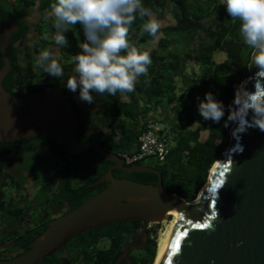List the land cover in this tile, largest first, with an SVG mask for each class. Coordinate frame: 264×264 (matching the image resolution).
<instances>
[{"label":"trees","instance_id":"obj_1","mask_svg":"<svg viewBox=\"0 0 264 264\" xmlns=\"http://www.w3.org/2000/svg\"><path fill=\"white\" fill-rule=\"evenodd\" d=\"M54 2L0 0V18L11 16L20 26L18 35L9 46L11 70L3 81L5 89L15 95H24L47 86H59L67 93L75 112L81 118L77 136L79 143L97 142L117 154H135L139 150L138 139L148 123L169 124V132L166 128L164 132L173 146L159 167L165 193L176 194L186 201L196 200L207 183L211 168L223 157L229 145L230 129L234 123L230 122L228 127H224V120L234 107L237 85L248 77V65L254 50L242 41L238 31L239 22L228 16L219 0H143V5L151 9L159 24L168 13L172 14L175 24H160L157 36L152 38L146 33L141 34L145 21L137 17L129 27L128 40L131 46L141 51H150L152 64L148 73L138 78L132 93L124 96L117 94V97L93 94L97 103L96 110L84 118L75 99L78 94L64 86V81L74 74L72 57L80 51L83 42L79 25L69 26L65 34L68 44L60 46L67 59L62 64L64 76L60 80L48 76L36 65L39 50H50V39H36L33 47H27L23 57L12 49L11 44L29 32L26 22L28 10L39 8L49 14L50 5ZM36 30L43 35L55 31L52 22L48 24L45 19L37 23ZM195 40H198L197 44H194ZM217 52L226 54L224 62L218 63L215 60ZM24 57L27 59L24 60ZM2 65L0 52V68ZM181 87L183 94L179 96ZM209 91L225 106V116L220 123L206 121L198 112L199 100ZM160 110L165 112V116L154 118L152 115ZM169 113L174 118L169 120ZM193 123L198 124L195 129L190 128ZM203 131L208 132L205 141L201 140ZM41 138L46 139L52 152L61 159V197L70 210L106 186L102 184L86 189L84 184L99 178L112 162L103 159L92 149L71 155L62 150L51 137ZM18 141L0 143V180L7 165V156L2 149L14 152L18 149ZM115 174L121 176L122 171L115 170ZM76 178L82 180L83 184L73 186ZM137 180L148 183L156 181V177L141 173ZM4 198L5 192L0 188V203L5 202ZM142 228L141 222H117L81 233L69 243L77 244L76 252L89 257V261H86L89 264H116L124 246L129 243V235ZM38 232L31 233L20 245L28 249ZM147 233L148 240L144 246L130 250L134 264H154L158 248L155 237L157 229L147 228ZM102 238L110 240L108 248L97 247ZM59 252L39 264H67Z\"/></svg>","mask_w":264,"mask_h":264},{"label":"water","instance_id":"obj_2","mask_svg":"<svg viewBox=\"0 0 264 264\" xmlns=\"http://www.w3.org/2000/svg\"><path fill=\"white\" fill-rule=\"evenodd\" d=\"M19 30L13 17L0 18L3 61L0 68V143L48 136L71 155L92 149L115 164L86 185V188H94L107 184L104 189L51 220L27 251L0 260V264H39L81 233L117 222L139 220L144 225L143 241L141 244L128 243L116 261L119 264L127 258L130 249L144 246L148 239V223L166 220L172 204L179 205L181 218L176 220L158 264H264V131L251 125V112L247 117L250 126L245 131H236V123L231 128V147L211 168L208 182L201 189V200L190 204L193 200L165 193L160 170L125 166L123 158L97 142L79 143L80 119L67 93L59 86H47L24 95H15L5 89L3 81L11 70L10 41ZM256 58H264V52H252L248 77L242 82L249 91H254L256 86L264 87V66L257 64ZM113 168L154 173L158 175V182L151 185L118 179L113 175Z\"/></svg>","mask_w":264,"mask_h":264},{"label":"clouds","instance_id":"obj_3","mask_svg":"<svg viewBox=\"0 0 264 264\" xmlns=\"http://www.w3.org/2000/svg\"><path fill=\"white\" fill-rule=\"evenodd\" d=\"M219 3L229 17L239 22L244 44L257 53L264 52V0ZM137 17L145 21L141 34L155 38L160 24L143 0H55L50 5L49 18L57 45L68 44L65 34L70 25H79L82 30L80 51L72 57L74 74L64 81L67 90L78 94L79 100L91 104L93 94L117 97L132 93L138 78L148 73L152 64L150 51H141L128 40L129 27ZM255 62L264 66V58H256ZM36 65L50 77L60 80L64 76L62 65L49 49L39 53ZM233 103L224 127L232 122L237 124L236 131H245L250 126L247 117L251 112V125L264 131V87L249 91L243 84L237 85ZM197 109L206 121L220 123L225 116L223 102L211 91L199 100Z\"/></svg>","mask_w":264,"mask_h":264},{"label":"flooded vegetation","instance_id":"obj_4","mask_svg":"<svg viewBox=\"0 0 264 264\" xmlns=\"http://www.w3.org/2000/svg\"><path fill=\"white\" fill-rule=\"evenodd\" d=\"M18 33H19V31L16 34H14L12 39L16 35H18ZM26 35L23 38L16 39L11 44L12 49H15L17 55H20L21 57L24 56L23 49H25V46L23 48V43H24V39L26 38ZM12 39H11V41H12ZM26 59L27 58L24 57V60H26ZM44 137H46V136H44ZM18 142H19L18 149L14 152L10 153V152H8V149H6V148L2 149V150H4L5 156H7V158H9V159H7V165L4 167L2 178L0 180V188L5 192V198H4L5 202L0 203V260H7V259L14 258V257L24 253L25 251H27L31 246L28 249H24L22 247V245H20V243L23 241V239L27 238L31 233L39 231L33 240V242H34L35 239L41 233H43L45 231V229L48 226V223L51 220L56 219V218L62 216L63 214H65L66 212L70 211L68 204L61 197V192H62L61 188H62V181L63 180H62V176H61L62 174H61L60 169H61L62 162H61V159L52 152V150L50 149L46 139H42V138L40 139V136H39V137L30 138L27 140H20ZM26 145L33 146L35 153H38L39 155L50 156L56 161L53 165H49V167H47L45 169L46 172H50V173H49V176L47 177L46 182L44 183V186L42 187L41 194L37 195L38 197L32 198V201H30V203H28V204L23 203L29 197L28 189L25 188L27 191L24 190L26 192L22 195V197L20 196L21 200H19V201H17V199H19V197H18L19 193L17 191L14 192V194H11V193L7 194V192H6L7 188L10 185L14 184L13 180L10 182V178L12 176H14L15 173H18L19 171H21V169H22L21 165H12V163L14 161L13 158L17 154H19L21 151H23V149ZM115 154H117V153H115ZM118 155L121 158H123L120 153ZM13 164H15V163H13ZM114 164L115 163L112 162L109 169L112 166H114ZM124 165L125 166H132V165L148 166V167H152V168L160 170V168H159L160 166L152 165L150 163L147 164L143 161H139V162H136L133 164H127L125 162ZM56 168L58 169V173L56 172L57 170L53 171V169H56ZM115 170L122 171V175L117 176L115 174ZM59 171H60V173H59ZM112 172H113V175L118 179H129V180H132L135 182L144 183V184H151V185H156L158 182V175H156L154 173H148V174H152V176L156 177V181L145 183V182L137 180L138 175L141 173L143 174V172H129V171H125L123 169H117V168H113ZM118 173H119V175L121 174L120 172H118ZM58 175H60L59 178H57ZM4 184H6V185L4 186ZM81 184H83V182L79 178H76L73 181V186L78 187ZM87 184H89V183H87ZM87 184H84L85 188H86ZM105 185L107 186V184H105ZM43 192H45L44 193L45 195L43 194ZM41 195H44V197H45V198H43V201H42ZM48 196H50L51 198L48 199ZM16 203H19V206H16ZM44 203L45 204L47 203L49 208L47 210H45L43 212V214H41V216L33 217L36 209L38 207H40L41 205H43ZM134 221L141 222L139 220H134ZM134 221H131V222H134ZM32 224H34L33 227L31 226ZM21 227H23L26 230L23 234L18 233V230ZM143 227H144V225H143ZM150 227H151L150 223H148L147 228H150ZM142 230H143V228L140 229L139 231H136V232L132 233L131 235H129L130 236L129 243H134V241H136L137 235H139L141 238V241H143ZM5 239L7 240V242L4 241ZM102 240H104L107 243H110V240L107 238H102L100 241H102ZM100 241L97 244L98 248H108L109 247V246H107V247L100 246ZM69 242L59 250L60 251L59 256L63 259V261L67 262V264H89L88 262H86V261H89V257L86 258L83 254L76 252L75 248H78L77 244L74 246L73 243H69ZM32 243H31V245H32ZM125 246L122 250V253L125 249ZM122 253H121V255H122ZM130 259L131 258H130V251H129L127 258L125 260L120 261L119 264H134V262L133 263L129 262Z\"/></svg>","mask_w":264,"mask_h":264},{"label":"rangeland","instance_id":"obj_5","mask_svg":"<svg viewBox=\"0 0 264 264\" xmlns=\"http://www.w3.org/2000/svg\"><path fill=\"white\" fill-rule=\"evenodd\" d=\"M45 19L46 22L48 24H50V22H52V20L49 18V14L40 10L39 8H30L28 10V15L26 17V22L29 26V32L26 35V38L24 39V43H23V48L25 46V49H23L24 52H26L27 47H33L35 44V40L39 39H50L51 43L49 44L50 46V50L53 53V56L58 60V62L62 65L67 59L65 58V56L63 55V53L61 52V48L59 45H57L53 39L54 35H55V31H52V33H48L47 35H43L40 32H38L36 30V25L37 23H41V20ZM160 24L163 26H167V25H174L175 21L172 18V14L168 13L166 14V16L160 20ZM160 38V37H159ZM158 41V40H157ZM198 40L194 41V44H197ZM44 50V49H40L37 56L39 55V53ZM215 60L218 63L224 62L227 58L226 54L224 52H217L214 55ZM179 83L181 84L180 80ZM181 94H183L182 91V87L180 88V91L178 93L179 96H181ZM76 101L78 102L79 108L82 112V114H84V118L89 114L93 113L96 110V101L93 100V102L91 104L83 102L81 100H79L78 95L75 96ZM165 113V112H164ZM163 113V110H160L159 113L157 114H153L152 116L156 119H160L163 118V116H165V114ZM169 120L174 118V115L169 113ZM235 124V123H234ZM234 124L232 125V127L234 126ZM166 128V131L169 132V124H163ZM197 123H193L190 125V128L195 129L197 127ZM231 127V128H232ZM231 130V129H230ZM208 138V132L203 131L201 133V140L205 141ZM231 136H230V140H229V145L227 146L226 149H228L229 147H231ZM171 145L173 146V143L170 142ZM33 145V144H32ZM225 149V151H226ZM34 147L33 146H29L26 145L23 149V151H21L19 154H17L16 156H14L13 158V164L12 165H21L22 169L21 171H19L18 173H15L14 176H12L10 178V182L13 180L14 184L10 185L6 192L14 194V192H18V197L19 199H17V201L21 200L20 196L22 197V195L27 191L26 189H28V194L29 197L27 200H25V202L23 203H30V201H32V198L38 197L37 195L41 194V190L42 187L44 186V183L47 180V177L49 176L50 172H46L45 169L47 167H49V165H53L56 161L50 157V156H44V155H39L38 153L34 152ZM224 151V152H225ZM49 155V154H48ZM42 157V158H41ZM9 159V158H7ZM143 162L147 163V164H152V165H158V166H162L163 163L158 162L155 158L149 157L143 160ZM57 170V171H56ZM53 171H56L58 173V169H53ZM29 172V173H28ZM60 173V171H59ZM210 175V172H209ZM60 175L57 176V178H59ZM209 178V176H208ZM208 182V180H207ZM26 188V189H25ZM26 190V191H24ZM45 192H43L44 194ZM45 195V194H44ZM44 195H41L42 197V201ZM51 197L48 196V199H50ZM16 206H19V203H16ZM48 204L44 203L43 205H41L40 207H38L35 211V214L33 217H39L41 216V214H43V212L45 210H47ZM173 219V217H168L166 220L162 221L161 223H150V228H156L157 229V233L155 235V237L157 238V243L159 246V241L160 238L162 237L163 233L167 230L168 226L170 225V221ZM32 227L34 226V224L31 225ZM26 230L21 227L18 230L19 234H23ZM5 242H7V240H4ZM141 241V238L139 235L136 236V241H134L135 243H139ZM110 243L105 242L104 240L100 241V246H104L107 247L109 246ZM75 246V243H74ZM72 247V246H71ZM76 249V248H75ZM138 251L135 253V255H137ZM157 253H158V248H157ZM157 257V255H156ZM156 261V258H155ZM154 261V263H155ZM130 263H133V259L131 258L129 260Z\"/></svg>","mask_w":264,"mask_h":264},{"label":"built area","instance_id":"obj_6","mask_svg":"<svg viewBox=\"0 0 264 264\" xmlns=\"http://www.w3.org/2000/svg\"><path fill=\"white\" fill-rule=\"evenodd\" d=\"M164 130L163 124L148 123L138 139L139 150L133 155L121 154L124 161L127 164H133L152 157L163 163L171 150L170 138Z\"/></svg>","mask_w":264,"mask_h":264},{"label":"bare ground","instance_id":"obj_7","mask_svg":"<svg viewBox=\"0 0 264 264\" xmlns=\"http://www.w3.org/2000/svg\"><path fill=\"white\" fill-rule=\"evenodd\" d=\"M202 190L200 191L197 199L192 201V203H190V204L198 203L201 200V192H202ZM168 215L170 217H173V219L170 221V225L168 226L167 230L163 233L162 237L160 238L159 246H158V253H157L156 261H155L154 264H158L162 254H163V251L165 249V246L167 244V241H168V239H169V237H170V235H171V233H172V231H173V229H174V227L176 225V220L181 218V210H180L179 205L178 204L170 205V207L168 209Z\"/></svg>","mask_w":264,"mask_h":264},{"label":"snow or ice","instance_id":"obj_8","mask_svg":"<svg viewBox=\"0 0 264 264\" xmlns=\"http://www.w3.org/2000/svg\"><path fill=\"white\" fill-rule=\"evenodd\" d=\"M197 227H207V225H197Z\"/></svg>","mask_w":264,"mask_h":264}]
</instances>
